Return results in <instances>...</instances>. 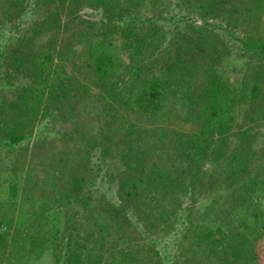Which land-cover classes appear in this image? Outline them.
<instances>
[{
	"label": "trees",
	"instance_id": "16d2710c",
	"mask_svg": "<svg viewBox=\"0 0 264 264\" xmlns=\"http://www.w3.org/2000/svg\"><path fill=\"white\" fill-rule=\"evenodd\" d=\"M50 1L0 0V34L3 29L10 32L0 49V141L17 143L36 112H42L43 117L69 115L77 119L84 106L95 108L101 101L108 117L100 122L92 146L76 148L78 159L71 176L64 179L58 172L49 179L59 186L52 203L19 210L12 250L15 256L31 257L30 249L35 252L50 242L56 249L53 264H96L105 256V249L110 256L112 247L114 254L115 241L123 242L125 237L142 253L126 246V250L121 248V256L106 264H149L150 253L146 252L152 247L147 249L143 238L135 235L134 222L142 223L146 234L183 222L186 209L190 210L182 203L183 197L203 184L206 174L201 162L204 149L217 147L216 156L225 165L226 177L234 180L235 175L252 172L251 147L245 144L237 154L228 153L235 144L230 143L232 133L222 127L230 110V94L220 65L232 46L215 33L214 24L192 20L183 26V17L172 16V8L191 3L188 0H59L55 9L50 8ZM195 1L190 12L202 15L213 13L215 7L221 13L217 5L230 2ZM83 6L100 8L102 17L93 21L75 13ZM236 10L230 6L228 14H220L221 20L229 19L225 27L230 30L241 24L238 17L247 24V32L260 21L264 23V0H252L245 10ZM27 11L32 15L23 18ZM64 11L67 16L61 22ZM148 11L155 12L145 14ZM17 19L20 21L15 24ZM168 21L172 26L167 27ZM70 26L87 27L86 35L70 33ZM60 30L64 32L61 37ZM115 32L119 36L115 37ZM237 38L251 50L254 60L262 61L249 67L251 76L244 77L236 93L244 102L260 105L254 106L256 119L264 111V36ZM180 111L201 118L202 126L192 152L179 162L170 160L165 144L166 120ZM235 134L240 140L249 135L248 129ZM99 136V146H95ZM96 147L101 154L94 160L92 150ZM60 154V161L65 162L67 153L62 150ZM108 156L115 159L116 166L120 162L116 169H107L116 181L110 184L116 187V201L99 200L93 193L98 188V173L103 169L107 173L103 163ZM255 177L248 179L250 184L244 183V191L249 193L264 184V179ZM19 191V183L10 179L1 204L11 209ZM247 201L245 195L241 202ZM174 205L179 206L176 216ZM213 209L212 205V213H206L211 214V223L194 232L185 247V260L172 264H249L245 251L227 230L233 219L230 212ZM9 223L10 218L0 213V239L7 235L3 225ZM28 224L37 227L32 230ZM187 225L182 228L184 235L191 232ZM260 228L264 229V224ZM155 252L163 263L162 255Z\"/></svg>",
	"mask_w": 264,
	"mask_h": 264
},
{
	"label": "rangeland",
	"instance_id": "374dc122",
	"mask_svg": "<svg viewBox=\"0 0 264 264\" xmlns=\"http://www.w3.org/2000/svg\"><path fill=\"white\" fill-rule=\"evenodd\" d=\"M174 1L176 2L177 0ZM188 1L191 3L171 7V13H175L172 16H176L177 18L183 17L184 21L180 23L183 26L192 20L196 24H201L202 21L214 24L216 29L215 33L221 40L226 41L232 46V52L220 65L223 76L228 80L226 87L228 91L227 95L230 94V99H228L230 110L223 121L222 127L232 133L230 143L231 145L235 144L233 149L230 147L231 149L228 150V153L231 154L233 152V154H237L238 151L245 149V144L251 147L250 149L253 155L250 164L252 168L250 170L252 172L245 175H235L234 180L226 177V171L223 170L225 165L216 156L217 147L213 145V147L204 149L201 162L203 163L206 174L204 179H202L203 184L200 183V186L193 188L192 192L189 191L190 196L183 197L182 203H184L186 208L187 206L190 208V210L186 209L187 213L185 212V215L187 217L184 216L185 218H182L183 222L174 224L175 227L173 225H170L169 228L160 226L161 229L158 227L160 230L153 228L154 230H149L150 232L147 234L142 223H137L136 225L134 222V226L137 227L135 228V235L143 238L142 241L145 242L147 249L152 247V249H148L146 252L150 253L147 261L149 264H172L175 261L185 260V247L191 243L190 241H192L194 232L211 223V214L206 213L210 212V207L213 205V210L230 212L229 216H232L233 219L227 224V230L230 233V238L245 251L246 260L250 261L249 264H264V229L260 228L264 224V184H260L249 193L244 191V183L250 184L249 178L252 179L256 176L254 179L257 181L264 179V111H260L258 117L254 119V106L260 105L246 103L236 94L244 77L251 76L249 74L251 72L249 67L255 64L257 66L261 65L262 62L254 60L251 50L244 46L237 37L238 35L250 36V38L264 36V23L260 21L252 31L247 32V24L239 17L238 19L241 24L237 26L234 20L235 17L233 18L230 14L232 22L236 25V28L231 30L225 27L229 19H220V14L229 13L230 6L236 12V9L245 10L250 6L252 0L225 1L217 5L218 7L221 6V13H218L215 7V11L208 15H202L199 12L194 13L192 10L190 12L192 4L197 1ZM58 5H60L59 0H51L49 6L55 9ZM165 5L167 4L165 3ZM43 9L45 10L46 8ZM36 11L37 14L40 13L38 9ZM46 11H48V8ZM101 12L100 8L95 9L89 6H83L82 9H79L75 13L95 21L98 17H102ZM154 12L148 11L145 14L152 15ZM31 15L32 12L27 11L23 18H29ZM61 16V22H64L67 13L65 12ZM19 21L20 19H17L15 24ZM169 21L172 22L171 20ZM169 21L166 22L167 27L172 26ZM118 24L121 27V22ZM86 28L81 26L78 28L80 30H78L70 26L69 32L83 33L85 36ZM2 32L0 34V49L10 34L8 29H3ZM118 34L115 32V37ZM62 35H64V32L60 30V37ZM82 42L86 44L85 41ZM82 44H78L80 47L78 50H81ZM94 106L95 108L84 106L83 114L79 115L77 119L69 115L65 117H54L49 114L43 117L42 112H36L33 114L28 126L23 129V136L17 143L9 144L0 141V213L10 218L9 225H3V229L7 235L4 239H0V264H53L56 249L50 242L45 243L44 248L42 246L37 247L35 252H33L34 249H30L28 252H30L31 257L28 255L15 256L12 250L14 243L11 239L16 227V215L25 206L34 208L33 206H37L38 204L51 202L56 193L55 191L59 189L58 185H53L49 181L55 173L58 175V172H60L64 179H68L74 172L75 162L78 159L76 148L83 149L92 146V140L96 138L100 131V122L108 117L103 110L104 105L101 101H98ZM166 124L168 126V133L166 136L165 150L171 154L172 159L170 158V160L173 161L174 159L179 162L185 160L194 148L195 136L202 126L201 118L195 114L180 111L176 117L166 120ZM115 126L116 124H114ZM245 129H248L249 135L245 140H240L238 138L239 135L235 133ZM80 130L85 132L81 134ZM216 137L217 135H215ZM99 141L100 136L95 141L97 143L95 146H99ZM61 149L67 153L65 162L60 161L59 158V155H63L60 154ZM92 153L94 154L92 158L94 160L99 158L101 154L98 147L92 150ZM106 161L107 163L100 162L106 166V171L107 169L111 171L112 167L116 169L120 165L119 162L116 166V161L111 156H108ZM168 162L170 161L168 160ZM104 171L103 169V171L98 173L96 183L98 188L93 192L94 196L99 200L102 198L104 200H117L116 187L115 185H110L115 184L116 181H114V178H111L109 171L107 173H104ZM10 179L19 183L20 190L18 200L11 209L1 204L5 198V188L9 184ZM226 180L229 182L225 183ZM233 189H235V192ZM245 195L248 200L246 204L241 202ZM230 199L234 200L233 204L229 203ZM215 200L216 202H214ZM178 211L179 206L174 205L172 208L174 215H177L179 213ZM30 217H33V215ZM192 221H195V224H192ZM187 224L191 227V229L189 228L191 232L187 230L184 235L182 228L185 227L186 229ZM36 227L35 224H32L31 227L28 224V228L32 230ZM183 235L184 237H182ZM153 237L154 240L152 239ZM127 240H130V238L125 239L124 237L123 242L122 239L118 238L114 243V254L112 253V247H110V256L107 255L108 252L105 249V256L96 264H106L109 259L110 261L113 259L116 260L118 256H121V248L125 249L126 246L127 250H133L132 252L136 254L142 253V249L139 251L140 247L135 244H132L133 246L129 245ZM155 251L162 255L163 263L162 260H158L159 256H157Z\"/></svg>",
	"mask_w": 264,
	"mask_h": 264
}]
</instances>
